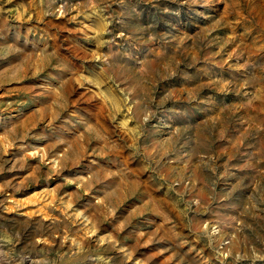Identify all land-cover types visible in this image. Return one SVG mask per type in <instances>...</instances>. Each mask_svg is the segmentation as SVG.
Returning <instances> with one entry per match:
<instances>
[{
  "label": "rangeland",
  "instance_id": "374dc122",
  "mask_svg": "<svg viewBox=\"0 0 264 264\" xmlns=\"http://www.w3.org/2000/svg\"><path fill=\"white\" fill-rule=\"evenodd\" d=\"M0 264H264V0H0Z\"/></svg>",
  "mask_w": 264,
  "mask_h": 264
}]
</instances>
